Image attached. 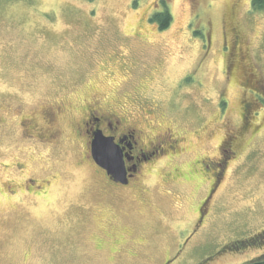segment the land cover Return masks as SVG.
Listing matches in <instances>:
<instances>
[{"label":"rangeland","instance_id":"obj_1","mask_svg":"<svg viewBox=\"0 0 264 264\" xmlns=\"http://www.w3.org/2000/svg\"><path fill=\"white\" fill-rule=\"evenodd\" d=\"M164 1L172 21L161 29L152 16ZM230 25L264 84V10L252 0H0V264H164L179 243L173 264L264 256V245L242 243L264 231V109L210 200L204 232L190 238L210 186L190 169L218 157L228 120H238L240 89L227 88L226 114L219 106ZM98 99L129 105L143 124L137 102L156 99L154 131L182 136L171 160L148 167L145 201L120 198L83 159L76 129ZM24 130L59 141H26ZM17 162L23 173L5 166ZM26 177L49 180L47 193L20 189Z\"/></svg>","mask_w":264,"mask_h":264},{"label":"flooded vegetation","instance_id":"obj_2","mask_svg":"<svg viewBox=\"0 0 264 264\" xmlns=\"http://www.w3.org/2000/svg\"><path fill=\"white\" fill-rule=\"evenodd\" d=\"M230 18H233L232 14ZM226 32V42L224 43L226 49L224 51L226 80L220 95L219 106L221 112L224 111L226 114L229 110V100L226 96L227 88L234 86L240 89L241 97L237 115L238 120L237 122L228 120L224 136L218 146V157L202 156L197 160L198 171L195 167L190 169L192 178L207 175L210 180L208 194L199 203L197 216L190 232V238L204 232L206 221L211 214L210 200L214 196L216 188L222 183L229 162L237 154L241 137L251 130L256 131L261 128L259 124L253 122V117H256L260 113V109H264L263 81L259 73L257 75L256 71L253 70L246 60L247 43L237 27L230 25L227 27ZM199 83V85L203 84L201 81ZM106 102V99H98L93 102V106H87L86 115L79 122L76 129L75 139L77 141L82 140L84 147L83 159L92 164L101 173L110 190L113 192L121 191L122 194H125L121 195L120 198L128 199L136 195L141 201H145L148 195V188L144 180L148 167L159 158L167 156V159L171 160L176 149L183 142L182 136L170 126L163 127L159 132L154 131L155 122L153 119L155 118L149 119V117L151 115L157 117V114L154 113H157L156 111L159 109L162 110L161 105L156 99L137 102L140 115L146 122L144 124L139 116L135 117L133 115L132 110L134 108H131L129 105L124 104L117 107L110 105L111 107H108ZM61 103V105L54 106L53 110H50V113L44 117L45 122L51 124L54 118L53 114L55 116L57 113L63 112L64 103ZM18 111L15 112L17 118L21 115V110L20 112ZM27 131L24 130L22 133L26 141L43 144L57 143L59 141L53 136L43 138L40 137V134ZM98 134L103 139L113 142L115 147L121 152L126 170L125 181L115 180L106 168L99 165L94 159L92 144ZM5 166L17 169L18 172L23 173L21 162L10 165L6 164ZM190 174L187 173V176ZM17 184L23 191L28 190L31 194L44 195L47 193L50 181L42 180L41 182L37 178L26 177ZM19 187L9 189V194L15 195L18 193ZM113 192L109 191L107 195L111 197L113 196ZM134 243L137 244V242ZM181 249V243H179L177 249L173 251V255L167 257L164 264H173L177 261L182 256L183 249Z\"/></svg>","mask_w":264,"mask_h":264},{"label":"water","instance_id":"obj_3","mask_svg":"<svg viewBox=\"0 0 264 264\" xmlns=\"http://www.w3.org/2000/svg\"><path fill=\"white\" fill-rule=\"evenodd\" d=\"M92 154L96 162L106 168L115 180L125 181V163L113 142L103 139L99 134L96 135L92 144Z\"/></svg>","mask_w":264,"mask_h":264},{"label":"trees","instance_id":"obj_4","mask_svg":"<svg viewBox=\"0 0 264 264\" xmlns=\"http://www.w3.org/2000/svg\"><path fill=\"white\" fill-rule=\"evenodd\" d=\"M138 0H135V2ZM164 9L161 12H157L152 16V19L159 23L161 29H166L169 27L172 21V13L164 1ZM252 7L254 9L264 10V0H252ZM244 245L253 244V245H264V231L262 233L257 234L250 240H246L242 242ZM245 264H264V256L258 258L256 260L247 262Z\"/></svg>","mask_w":264,"mask_h":264}]
</instances>
